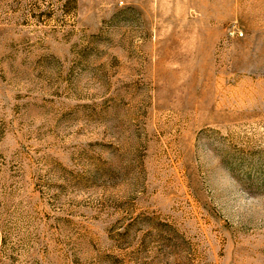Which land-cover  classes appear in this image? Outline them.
I'll use <instances>...</instances> for the list:
<instances>
[{
  "label": "rangeland",
  "instance_id": "1",
  "mask_svg": "<svg viewBox=\"0 0 264 264\" xmlns=\"http://www.w3.org/2000/svg\"><path fill=\"white\" fill-rule=\"evenodd\" d=\"M0 264H264V0H0Z\"/></svg>",
  "mask_w": 264,
  "mask_h": 264
}]
</instances>
